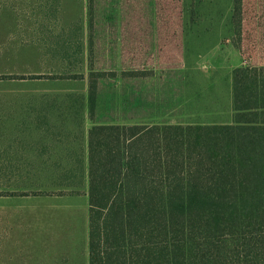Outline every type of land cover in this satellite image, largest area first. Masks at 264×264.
<instances>
[{"label": "rangeland", "instance_id": "374dc122", "mask_svg": "<svg viewBox=\"0 0 264 264\" xmlns=\"http://www.w3.org/2000/svg\"><path fill=\"white\" fill-rule=\"evenodd\" d=\"M233 14L234 0H0V88L82 95L88 144L98 129L103 260L240 252L232 79L247 69L244 118L264 123V0ZM24 247L0 264H35Z\"/></svg>", "mask_w": 264, "mask_h": 264}, {"label": "crops", "instance_id": "0c3cea01", "mask_svg": "<svg viewBox=\"0 0 264 264\" xmlns=\"http://www.w3.org/2000/svg\"><path fill=\"white\" fill-rule=\"evenodd\" d=\"M67 98L24 95L21 84L13 92L0 88L2 255L21 253L24 244L35 264L90 256L88 136L82 95Z\"/></svg>", "mask_w": 264, "mask_h": 264}, {"label": "trees", "instance_id": "16d2710c", "mask_svg": "<svg viewBox=\"0 0 264 264\" xmlns=\"http://www.w3.org/2000/svg\"><path fill=\"white\" fill-rule=\"evenodd\" d=\"M241 7L242 0H234L233 17L235 22H239ZM256 73L263 77L264 68H260ZM246 74L247 69L237 68L233 71L232 79V111L234 113V140L238 164L241 250L236 254L207 257L193 262L183 260L164 264H264V123L252 122L244 118L247 107H245L243 99L242 79ZM131 76L133 75L131 74ZM97 90V82H90L89 103L92 114L94 113L93 104H95L97 98ZM257 105L256 114H264V105ZM97 130L96 127L90 131L89 144V264H128L126 262L105 261L102 258V186L100 179L101 165L98 160L99 149L95 137ZM155 264L161 263L157 262Z\"/></svg>", "mask_w": 264, "mask_h": 264}]
</instances>
